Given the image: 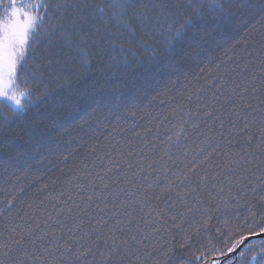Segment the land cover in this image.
I'll return each mask as SVG.
<instances>
[{"label": "trees", "instance_id": "1", "mask_svg": "<svg viewBox=\"0 0 264 264\" xmlns=\"http://www.w3.org/2000/svg\"><path fill=\"white\" fill-rule=\"evenodd\" d=\"M73 2L55 1L53 10L62 14L54 19V26H69L75 15L70 6ZM183 2L189 13L192 8L188 5L202 9V18L175 42L172 55L165 51L162 41L155 45L159 63L150 62L151 47L138 49L137 57L125 56L117 49L111 56L90 55L86 63L76 59L67 72H46L47 88L39 80H28V87L34 86L36 97H40L37 108L13 123L0 118V242L11 234V228L25 224L36 227L34 221H38L39 229L46 231L66 224L76 236L91 232L92 239L101 237L103 248L105 241L111 243L109 228L120 221L124 231L116 232L114 238L128 236L127 229L135 231L137 224L150 237L143 251L137 253L139 259L130 257L132 264H195L201 252L219 260L221 256L213 248L226 246L225 241L231 244L240 239L242 232L246 235L254 220L260 223L258 217L264 214V203L258 199L261 189L257 186L255 198L250 190L253 183L259 184L255 176L239 186L233 184L229 192L227 177L231 174L222 169L228 163L229 152L234 154L247 147L246 134L238 132L242 123L237 122L236 129L228 124L230 88L250 79L253 71L255 83H261L262 69L253 57L264 37V0H243V7L239 2L229 6L226 0H220L224 10L214 7L213 0ZM65 4L69 5L67 9ZM89 24L105 30L104 20L98 16L90 17ZM107 27L113 32L117 29L114 21H109ZM38 40L42 46L37 45L42 52L39 64L46 68L49 53L59 49L55 41L49 42L43 36ZM246 51L253 57H248L252 62L245 70L241 57ZM206 105L224 112V129L218 120L214 123L205 116ZM181 117L186 121L185 132L177 136ZM250 131L256 133L257 129ZM206 136L209 142L202 145ZM200 147L205 151L200 152ZM185 151L187 157L181 155ZM152 160L160 163L150 171H139ZM185 164H199L197 173L207 174L209 180L202 181L192 174V182L180 187L179 196L173 189L167 202L175 207L166 208L164 199L153 201L162 220H157L156 212L148 216L140 211L138 204L128 209L130 216L126 217L119 200L99 198L101 193L120 189L119 199L136 191L139 200L145 193L127 182L134 174L147 195H158ZM254 171L260 174L259 168ZM214 176L219 180L214 181ZM117 177L118 183H112ZM244 184L249 185L248 189ZM13 195L16 203L8 211L3 201ZM90 195L92 201L87 200ZM97 205L105 212L98 211ZM132 217L135 219L131 225L124 223ZM235 225L240 226L239 230L230 233ZM233 264H240V259ZM245 264H251L247 253Z\"/></svg>", "mask_w": 264, "mask_h": 264}, {"label": "snow or ice", "instance_id": "2", "mask_svg": "<svg viewBox=\"0 0 264 264\" xmlns=\"http://www.w3.org/2000/svg\"><path fill=\"white\" fill-rule=\"evenodd\" d=\"M236 2H239L240 7H243V0H226L229 6ZM213 4L216 8L225 9V4L220 3V0H213ZM70 6L75 15L68 27L54 26L52 29L42 32L44 17L39 13L41 8L44 11H47L48 8V5L44 4L42 0H36V2L21 0L19 3L18 0H7V2L0 0V104L8 107L14 113H23L34 103L32 97L35 93L28 87V74L34 81L39 80L47 88L48 85L44 79L46 72L49 75L67 72L69 65L76 59L86 63L90 55L111 56L112 51L117 49L125 56L137 57L138 49L147 50L151 47L152 55L149 60L159 63L158 50L155 45L162 41L165 51L172 55L175 42L182 39L188 29L195 28L197 21L202 18V9L195 5H188L192 8L189 13L186 11L183 0H74ZM64 7L67 9L69 5L65 4ZM97 16L104 20V31L95 24H89V18L95 19ZM109 21H114L117 25L115 32L107 27ZM41 36L49 42L55 41L59 50L49 53L46 68L34 65V71L28 73L29 61L35 59V48L39 43L38 38ZM248 57H253V53L246 51L241 57L245 61V70L248 63L252 62L248 60ZM253 58L257 60L262 69L261 83L259 85L255 83L257 77L253 71L250 79L241 84H234L230 88L231 96L229 97L232 107L228 112V124L231 129H236L237 122L242 123L238 132L246 134L244 139L247 147L234 154L229 152L228 163L222 170L231 174L227 177L229 192H231L233 184L239 186L243 182L249 181L250 176H255V180L259 184L253 183L250 190L255 198L256 188L260 187L262 194L258 199L264 203V167H261L264 165V37L261 38L259 49ZM220 87H224V85L221 84ZM37 99L40 97L37 96ZM205 107L208 109L205 116L212 118L214 123L218 120L219 127L224 129L225 121L222 119L224 112H217L212 105ZM190 115L191 111L189 110ZM233 117L235 118L233 119ZM180 119L182 122L177 126L179 128L177 136L183 135L185 132L184 123L186 121L183 120V117ZM194 127H199V125H194ZM253 127H256V133L250 131ZM209 139L206 136L201 144H207ZM229 143L231 144V141ZM199 151L204 152V147H200ZM181 155L187 157L188 152H182ZM145 158L147 159V157ZM159 163V160H152L147 168H140L139 171H150L154 165ZM128 167L132 168L133 165L129 164ZM199 167V164H185L184 170L174 179L168 180L167 185L158 195L153 194L151 197L147 195V189H141L138 182L135 181L134 174L133 179L127 182L137 191L145 193L139 200H136V191L128 193V197L132 198L131 201L128 197L119 199L120 189H113L107 195L101 193L99 198L107 200L111 196L119 200L120 208L124 210L122 214L126 217L130 216L128 209L134 208L138 204L140 211L146 212L148 216H151L152 212H156L157 220H162L163 215L153 201L158 202L164 199L166 208L175 207L174 204L167 202L170 199V193L176 189L179 196L180 187L186 182H192V174L199 176L197 173ZM257 168L260 169L259 175H256L254 171ZM108 171H112V169H108ZM124 175L127 179V174ZM199 179L207 182L209 177L205 174L199 176ZM212 179L218 181L219 177L214 176ZM118 181L119 177L112 183H118ZM151 187L149 185V188ZM244 187L248 189L249 185L244 184ZM104 188H108V185L105 184ZM95 192L96 189L93 188V193L95 194ZM245 195H247V191ZM16 199L15 195L11 199L6 198L3 201L5 209L10 211L15 206ZM87 200L92 201L93 196H88ZM251 207L254 208L255 205H251ZM97 208L98 211L105 212V209L99 205ZM252 215L255 216V213L253 212ZM171 218L174 220L175 216ZM133 219L135 217L124 223L131 225ZM157 220L153 222H157ZM258 220L260 223L257 224L254 220L253 224L247 228V234L241 233L240 239L231 244L225 241L226 249L213 248V251L221 257H226L227 264H233V259L229 254L236 252L241 245H244L243 250L238 253L240 264H245L246 253L250 255L251 264H264V238L257 241L260 245L259 251H256L252 244L245 245V241L249 238L264 235V214L260 215ZM34 223L36 227H33L32 224H25L22 227L10 229L11 234L6 240L0 242V264H126V261L127 264H132L130 257L137 256V253L143 251L144 242L150 238L146 232L141 230L139 224L136 225L135 231L132 228L127 229L128 236L114 238L116 232L124 231L119 227L120 221H117L109 228L111 243L105 241L101 248V237L97 236L92 239L91 232L85 231L82 235L76 236L73 229L66 224L55 230L46 231L39 229L38 221H34ZM245 223H247V218ZM44 224L47 225L48 220H45ZM147 225L148 221L145 220L144 226L147 227ZM76 227L79 228L80 225ZM239 227V225H235L229 229V232L238 231ZM38 231L39 234H37ZM94 231L96 229H92V232ZM216 231L219 233L220 229ZM137 259H139L138 256ZM196 259L207 264L208 260L212 258L201 252ZM212 264H221V261L212 259Z\"/></svg>", "mask_w": 264, "mask_h": 264}, {"label": "bare ground", "instance_id": "3", "mask_svg": "<svg viewBox=\"0 0 264 264\" xmlns=\"http://www.w3.org/2000/svg\"><path fill=\"white\" fill-rule=\"evenodd\" d=\"M55 1L56 0H42V2L44 4L48 5L47 11H44V9L41 8L40 13H39L40 15H42L44 17L43 28L45 30L52 29L54 27V25H55L54 19H60V17H61L60 13L62 14V11H59L58 9L53 10V6H54V8H56ZM5 2H7V0H5ZM19 2H21V0H18V3ZM24 2H36V0H24ZM40 40H39V42H40ZM37 45L41 46L39 43ZM37 45H36V48H35V59H34V61L33 60L29 61V66H28V69H27L28 73H31V72L34 71V65H40L39 64V62H40L39 56L41 55L42 52H39L40 49H39V47H37ZM27 79L30 81L33 78H32V76L30 74H28L27 75ZM22 87H23V85H22ZM29 88L32 89V91L34 92V89H35L34 86L33 87H29ZM32 99H33L34 103L23 113H14L8 107L4 106L3 104H0V118L2 120H6V121H8L10 123H13L15 118L17 119L18 117H22L23 114H27V113L31 112L32 110H34L35 108H37V106L39 105V101H38V99H37L35 94L33 95ZM261 238H264V235H262L261 237H251L248 240H246L245 243L247 241L249 242L248 244H253L254 243L255 247L259 251L260 245L257 243V241L259 239H261ZM228 242H230V241H228ZM243 248H244V246L241 245L236 250V252L231 254V257L233 259V263L238 261V258H239L238 253L241 250H243ZM219 249H226V246H223L222 248L220 247ZM221 258L224 261H226V257H221ZM199 263L200 264H204V262L202 260H199ZM195 264H198L197 263V259L195 260ZM208 264H212V261H209Z\"/></svg>", "mask_w": 264, "mask_h": 264}, {"label": "rangeland", "instance_id": "4", "mask_svg": "<svg viewBox=\"0 0 264 264\" xmlns=\"http://www.w3.org/2000/svg\"><path fill=\"white\" fill-rule=\"evenodd\" d=\"M249 242L247 241L245 244H248ZM231 255V254H230ZM197 257V256H196ZM221 261V264H227V258L226 261H224L222 258L219 259Z\"/></svg>", "mask_w": 264, "mask_h": 264}, {"label": "water", "instance_id": "5", "mask_svg": "<svg viewBox=\"0 0 264 264\" xmlns=\"http://www.w3.org/2000/svg\"><path fill=\"white\" fill-rule=\"evenodd\" d=\"M242 246H244V245H242Z\"/></svg>", "mask_w": 264, "mask_h": 264}]
</instances>
